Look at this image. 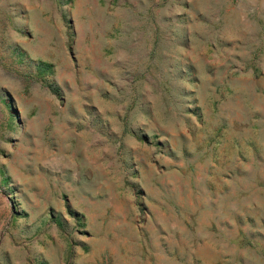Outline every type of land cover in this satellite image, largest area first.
<instances>
[{
  "label": "rangeland",
  "instance_id": "obj_1",
  "mask_svg": "<svg viewBox=\"0 0 264 264\" xmlns=\"http://www.w3.org/2000/svg\"><path fill=\"white\" fill-rule=\"evenodd\" d=\"M0 264H264V0H0Z\"/></svg>",
  "mask_w": 264,
  "mask_h": 264
}]
</instances>
